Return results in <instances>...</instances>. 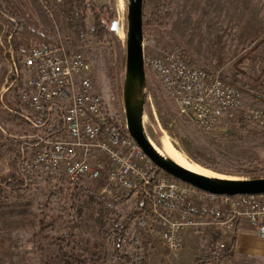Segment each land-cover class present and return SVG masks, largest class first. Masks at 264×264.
<instances>
[{
	"label": "rangeland",
	"instance_id": "374dc122",
	"mask_svg": "<svg viewBox=\"0 0 264 264\" xmlns=\"http://www.w3.org/2000/svg\"><path fill=\"white\" fill-rule=\"evenodd\" d=\"M95 1L97 4H109L113 18L119 19L120 38L111 32L108 42L92 40V19L88 16V34L78 44L59 15L56 1L51 10L40 0H0V5L31 19L50 36L51 41L80 49L91 63L95 87L108 99L111 93L119 91L121 85L125 1ZM5 31L0 21V75L16 79L22 75L24 82L26 70L22 65H16L15 73L13 52L10 57L6 55ZM143 40L146 56H160L173 47H179L195 59L194 65L220 70L224 78L233 77L234 72H239L241 79L256 89L258 95L240 89L243 105L264 109V0H173L166 26L163 29L146 26ZM147 95L149 99L146 101L149 103L144 109V127L151 141L164 155L161 144L163 137L189 163L211 175L238 179L264 176V169H261L264 163V128L249 124V127L242 129L239 122L242 117L234 113L224 121L227 124L223 126L224 132L206 135L190 120L177 115L164 87L150 73H147ZM108 108L117 118H122L118 103L108 102ZM164 127L168 129L166 132L161 130ZM257 168L261 170L256 171ZM46 181L47 177L38 176L28 190L8 199L5 198V191H0V264H43L44 260L61 253L80 255L89 264H119L105 256L109 246L95 224V204L81 203L80 213L74 214L67 195L46 202ZM126 198L117 206L123 216L137 209V199L133 196ZM41 214L46 221L54 219L55 222L42 227ZM148 221L146 224H142L138 218L132 221L120 249L130 251L128 242L136 238L145 247L148 264H168V256L176 254L169 253L161 246L158 240L159 226L147 227ZM69 233L67 238L60 239ZM183 248L184 244L179 252ZM197 251L194 258L203 252H214L211 247ZM231 264H264V258L238 260L234 256Z\"/></svg>",
	"mask_w": 264,
	"mask_h": 264
},
{
	"label": "built area",
	"instance_id": "2783aa9c",
	"mask_svg": "<svg viewBox=\"0 0 264 264\" xmlns=\"http://www.w3.org/2000/svg\"><path fill=\"white\" fill-rule=\"evenodd\" d=\"M143 63L164 87L177 115L203 134L224 132L222 123L234 113L264 128V109L244 106L241 91L220 70L189 64L182 48L144 55ZM21 65L26 80L19 98L34 128L27 135L33 150L21 165L28 183L41 175L59 177L68 184L89 185L105 202L130 196L146 200L151 204L147 227L159 226V243L171 254L179 253L188 229L214 226L222 233L242 224L264 236V194H213L163 175L121 131L124 115L117 118L108 108V102L121 106L119 94L106 99L95 87L91 63L80 49L59 41L40 43L29 48ZM63 92L66 99L60 101Z\"/></svg>",
	"mask_w": 264,
	"mask_h": 264
},
{
	"label": "trees",
	"instance_id": "16d2710c",
	"mask_svg": "<svg viewBox=\"0 0 264 264\" xmlns=\"http://www.w3.org/2000/svg\"><path fill=\"white\" fill-rule=\"evenodd\" d=\"M42 4L49 10L54 8L55 0H40ZM55 2V3H54ZM57 4L59 15L66 23L67 29L78 44L83 42V39L88 34L87 18L92 19L91 38L97 43L108 42L112 33L108 26L110 20L113 19L111 7L107 3L97 4L95 0H60ZM173 0H143V31L146 26L164 28L169 12L172 9ZM0 21L5 28L4 40L7 57H10L9 49L13 52L15 65L20 66L22 58L27 54L30 47L51 41L50 36L41 28L37 27L34 22L26 17L20 16L9 9L3 8L0 5ZM117 42V38L115 37ZM153 42V40H150ZM185 58L189 64H194L193 59L187 51L183 50ZM93 61V60H92ZM232 85L239 90L243 89L247 92L257 95L256 89L251 87L248 82L241 79L239 72H234L233 77L225 76ZM17 86L20 89L23 86L22 75L16 79ZM258 96V95H257ZM66 99V93L63 92L60 98ZM64 105L62 104V107ZM45 118V117H44ZM115 121L116 117L112 116ZM240 126L242 129L249 127V122L240 118ZM226 122L222 126H226ZM123 133H126L125 128L120 126ZM60 130V129H58ZM34 142L31 140L18 141L15 147L10 150V163L12 173L8 181L0 179V186L5 187L10 191L20 190L24 186L29 189L30 183L22 170V162L26 157V147L33 146ZM264 169V163L262 164ZM257 168L256 171L261 170ZM160 172L168 176L160 170ZM254 177V176H253ZM174 179V178H173ZM176 180V179H175ZM179 183H183L176 180ZM47 199L55 200L62 196L69 197L70 209L74 214L80 213L81 203L95 204V224L103 239L107 240L109 249L105 256L111 261L119 264H148L146 261L144 249L141 242L133 238L128 242L130 251H123L120 249L123 238L127 232L129 224L136 218L140 219L142 224H146L150 217V202L143 199H138L136 204V211L131 212L125 216L117 210V206L124 200L117 203L105 202L101 198L95 196L90 187L86 185L68 184L59 177L47 178L45 184ZM77 211V212H76ZM55 222L54 219L46 221L44 215L40 217L41 226L51 225ZM237 224L234 225V229ZM70 235L67 234L64 240ZM235 256V239L229 245L215 250L212 254H198L192 264H231ZM43 264H89L87 260L80 255L72 253H61L44 260Z\"/></svg>",
	"mask_w": 264,
	"mask_h": 264
},
{
	"label": "water",
	"instance_id": "95a60500",
	"mask_svg": "<svg viewBox=\"0 0 264 264\" xmlns=\"http://www.w3.org/2000/svg\"><path fill=\"white\" fill-rule=\"evenodd\" d=\"M124 1L125 31L124 40L121 41L124 57L118 94L127 133L158 169L176 180L213 194H264V176L238 179L195 172L164 155L151 141L143 122L144 109L149 103L146 101L147 73L143 63V0ZM108 29L120 38V24L116 18L110 20ZM158 129L160 131L159 127ZM163 138H161V144Z\"/></svg>",
	"mask_w": 264,
	"mask_h": 264
},
{
	"label": "crops",
	"instance_id": "0c3cea01",
	"mask_svg": "<svg viewBox=\"0 0 264 264\" xmlns=\"http://www.w3.org/2000/svg\"><path fill=\"white\" fill-rule=\"evenodd\" d=\"M227 1L229 0H224V2ZM20 90V87L16 86V77L8 78L0 75V179L3 181H8L12 173L10 150L18 141H29L27 135L34 130L29 120V109L19 98ZM257 108L263 109L260 106ZM29 148H31L30 151ZM32 150L33 146L26 147V157L31 154ZM25 190H28L25 186L14 191L0 186V191L6 193V199ZM223 230L221 233L219 227L214 226L198 231L186 230L184 248L179 254L168 256V264H191L194 260V253L199 252L198 249H210L211 247V250L215 251L229 245L233 237L235 239V259L264 258V236L258 235L255 230L242 224H237L235 229L225 228ZM203 254L206 253L203 252Z\"/></svg>",
	"mask_w": 264,
	"mask_h": 264
},
{
	"label": "bare ground",
	"instance_id": "6f19581e",
	"mask_svg": "<svg viewBox=\"0 0 264 264\" xmlns=\"http://www.w3.org/2000/svg\"><path fill=\"white\" fill-rule=\"evenodd\" d=\"M118 11H119V8L117 7V13H119ZM117 20L119 21V19H117ZM162 146H163V152L167 156L172 158L175 162L180 164L181 166H183L189 170L195 171V172L211 175V174L207 173V171H205L204 169H201L200 167L189 163L186 160V158H184L177 150H175V148L172 146V144L168 140L162 139Z\"/></svg>",
	"mask_w": 264,
	"mask_h": 264
}]
</instances>
